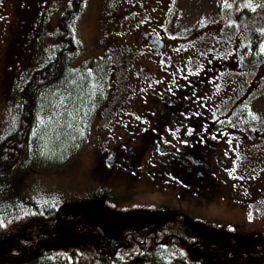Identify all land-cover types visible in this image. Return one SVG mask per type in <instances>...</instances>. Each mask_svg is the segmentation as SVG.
<instances>
[{
  "label": "rangeland",
  "instance_id": "obj_1",
  "mask_svg": "<svg viewBox=\"0 0 264 264\" xmlns=\"http://www.w3.org/2000/svg\"><path fill=\"white\" fill-rule=\"evenodd\" d=\"M66 1L0 0V133L13 120L20 84L26 81L33 66L42 63L51 54L55 45L58 18ZM147 1L151 6L145 9L162 13V18H165L162 22L169 29L168 32L174 34L173 40L177 44L192 41L188 48L193 53H199V60L205 62L204 66L212 61L230 59L231 56H226L230 45L234 43L238 46L239 61L232 62L237 65L239 74L234 72L227 75L226 79L225 76L220 78L230 81L227 85L237 83L238 106L244 110L235 117V121L231 120L241 128L235 132L240 135L233 134L234 142L243 155L241 160L244 165H251L256 159H264V23L259 26L250 20L238 27L244 15H260V19L264 21V0H244L242 4L246 8L235 11L234 18H231L232 15L222 16V13L224 10L230 11V6L236 0ZM105 6L106 0H86L75 26L76 43L80 51L79 62L89 60L92 64L91 59L96 62L92 65L97 70L91 82V97L105 92L101 106L98 107V100L92 106L94 118L89 143L61 168L30 170L14 184L9 195L1 196L0 201L7 198L11 208L23 206V209L28 210L32 201H40L46 196H58L67 203H73V207L65 205L66 208L75 210L86 207L85 204L78 203L90 201L103 191L123 198L125 207L171 206L174 211L179 208L184 213L205 221L228 225L242 235H264L263 201L237 202L234 195L231 197L228 194V199H225L222 193L211 194L208 198H192L191 191L180 180L155 174L152 169L150 172L148 162L131 164L139 160L133 161L138 153L133 152L135 149L129 142L132 140L134 143L143 134V128L133 118L139 117L144 111L132 110L129 93L132 94L133 91L128 92L127 87L118 81V66L100 42L99 25L103 12L107 10ZM182 34L185 36L180 37ZM194 62H198L197 58ZM148 66L152 69L149 64ZM211 70L219 72L218 67ZM207 77L208 75L197 77L191 92L204 86ZM221 90L228 91L226 87ZM250 93L253 95L243 102ZM194 95L190 94L191 97ZM228 113L229 111H222L223 118H227ZM137 119L143 121L142 118H135L136 121ZM176 119L179 120L176 123L181 126L180 118L177 116ZM117 146L118 151L115 150ZM105 149L108 154L103 152ZM110 149L112 152H109ZM151 149L152 146L148 145L147 156L152 157ZM216 149L221 152L219 147ZM115 152L118 154L115 155ZM214 153L216 151L212 149L210 160L217 159L216 155L213 157ZM95 166L101 169L100 174L96 171L94 173ZM247 171L249 169H246V173ZM78 222L79 219L76 223ZM55 234V238L62 236L64 227H59ZM234 242L238 244L237 241ZM110 261V264H121L112 263L113 259ZM80 262L81 260L78 264ZM82 264L91 263H87L85 259Z\"/></svg>",
  "mask_w": 264,
  "mask_h": 264
},
{
  "label": "trees",
  "instance_id": "obj_2",
  "mask_svg": "<svg viewBox=\"0 0 264 264\" xmlns=\"http://www.w3.org/2000/svg\"><path fill=\"white\" fill-rule=\"evenodd\" d=\"M243 2L234 1L222 16L234 18L235 11L246 8ZM85 3L66 1L51 54L33 66L20 84L13 120L0 133V198L9 195L30 170L65 166L91 139L92 106L97 100L101 106L105 92L91 97L96 62H79L75 23ZM260 18L244 15L238 27L250 20L263 26ZM153 141L151 133L129 142L137 158L142 156L141 162L149 163L150 172L153 167L146 148ZM166 145L158 144L157 150ZM103 152L108 154L106 149ZM95 171L101 173L98 166ZM101 192L78 203L90 205L87 214L70 216L63 207L73 203L58 196L32 201L28 210L11 208L7 198L0 201V260L14 258L16 264H78L79 260L82 264L85 259L91 264H110L112 259L121 264H264L259 251L264 250V235H242L228 225L205 221L179 208L174 211L171 206L125 207L123 198ZM61 226L64 234L55 238ZM140 241L145 242L143 246Z\"/></svg>",
  "mask_w": 264,
  "mask_h": 264
},
{
  "label": "flooded vegetation",
  "instance_id": "obj_3",
  "mask_svg": "<svg viewBox=\"0 0 264 264\" xmlns=\"http://www.w3.org/2000/svg\"><path fill=\"white\" fill-rule=\"evenodd\" d=\"M106 5L99 25L100 42L117 63L118 81L128 92L133 91L129 93L132 110L144 111L133 121L143 128L142 135H154L149 158L154 173L180 180L191 191L192 198L222 193L225 199L228 194L234 195L237 202H264V159L244 165L243 155L234 142V135H240L235 132L241 128L231 120L235 121V117L244 112L238 106V85H227L230 81L220 79L234 72L239 74L233 63L239 61L238 46L230 45L226 56H231V60L224 58L204 66L199 53L188 48L191 40L177 44L174 34L169 33L162 22L165 20L162 13L145 9L150 5L147 0H106ZM213 67H218L219 72L211 70ZM203 75H208L205 85L191 92L197 77ZM224 87L227 92H222ZM191 93L195 95L191 97ZM251 95L253 93L243 102ZM222 111H229L227 118H223ZM177 116L182 120L181 126L176 123ZM158 144H170L166 146L172 148L162 146L163 150H157ZM212 149L217 159L210 160ZM133 159L139 160L138 164L142 161L141 156ZM172 163L180 168L173 167ZM246 169L249 172L246 173ZM144 243L140 241L141 246ZM261 253L260 257L264 258V251ZM241 256L244 255L241 253ZM11 263L16 264L14 258L10 262L0 260V264Z\"/></svg>",
  "mask_w": 264,
  "mask_h": 264
},
{
  "label": "water",
  "instance_id": "obj_4",
  "mask_svg": "<svg viewBox=\"0 0 264 264\" xmlns=\"http://www.w3.org/2000/svg\"><path fill=\"white\" fill-rule=\"evenodd\" d=\"M88 207L89 206H86V207H84V208H80V209H76V210H74V211H72L71 213H85L86 212V210L88 209Z\"/></svg>",
  "mask_w": 264,
  "mask_h": 264
},
{
  "label": "bare ground",
  "instance_id": "obj_5",
  "mask_svg": "<svg viewBox=\"0 0 264 264\" xmlns=\"http://www.w3.org/2000/svg\"><path fill=\"white\" fill-rule=\"evenodd\" d=\"M76 24V23H75ZM67 32V31H66ZM56 56V55H55Z\"/></svg>",
  "mask_w": 264,
  "mask_h": 264
}]
</instances>
